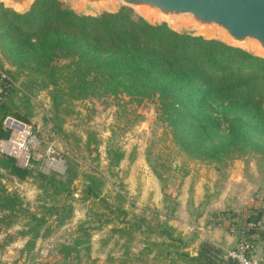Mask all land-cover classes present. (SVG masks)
I'll use <instances>...</instances> for the list:
<instances>
[{
	"label": "rangeland",
	"instance_id": "rangeland-1",
	"mask_svg": "<svg viewBox=\"0 0 264 264\" xmlns=\"http://www.w3.org/2000/svg\"><path fill=\"white\" fill-rule=\"evenodd\" d=\"M34 1L29 0V9ZM58 1L82 12L75 0ZM121 8H94L87 14ZM164 24L179 33L224 42L218 35ZM242 50L255 54L251 48ZM0 70L13 87L11 111L25 118L8 115L2 124L7 127L6 119H12L27 127L20 149L28 159L18 161V155L3 149L0 157L11 156L33 173L19 181L0 168V186L21 203L16 215L1 214L0 264H104L109 258L116 262L125 250L136 255L134 264H186L172 263L166 253L179 249L195 255L201 244L209 243L224 258L249 237L255 222L264 223V152L258 145L237 142L226 154L210 159L179 142L165 112L153 102L136 105L116 96L54 102L50 88L37 84L35 76L19 74L10 54L1 49ZM39 173L68 181L70 191L58 184L54 193L53 187L42 186ZM88 176L97 179L96 197L85 195ZM31 215L43 221L35 228V238L27 232ZM121 219H144L149 228L134 226L130 234H121L116 230ZM164 227L181 242L168 245L158 235ZM255 242L252 257L259 259L264 239ZM62 251L71 253L64 258Z\"/></svg>",
	"mask_w": 264,
	"mask_h": 264
},
{
	"label": "trees",
	"instance_id": "trees-1",
	"mask_svg": "<svg viewBox=\"0 0 264 264\" xmlns=\"http://www.w3.org/2000/svg\"><path fill=\"white\" fill-rule=\"evenodd\" d=\"M0 49L10 54L19 74L35 76L37 84L50 88L54 102L85 96H116L136 105L153 102L187 149L216 159L242 142L264 152V58L239 48L178 33L164 23L150 24L127 8L89 16L62 7L58 0H35L22 14L0 4ZM0 72V140H5L9 129L3 119L25 118L11 111L13 87ZM0 168L19 181L33 174L8 155H1ZM38 175L54 193L58 184L70 191L68 181ZM97 184L88 176L85 195L96 197ZM20 207L18 197L0 186V217L16 215ZM29 221L27 232L35 238L43 221L34 215ZM120 225L116 230L126 235L134 226L149 228L144 219H121ZM158 235L171 246L181 242L165 227ZM62 253L66 258L71 251ZM166 254L172 263L238 264L218 257L209 243L201 244L195 255L179 249ZM135 257L125 250L116 262L109 258L104 264H132Z\"/></svg>",
	"mask_w": 264,
	"mask_h": 264
},
{
	"label": "water",
	"instance_id": "water-1",
	"mask_svg": "<svg viewBox=\"0 0 264 264\" xmlns=\"http://www.w3.org/2000/svg\"><path fill=\"white\" fill-rule=\"evenodd\" d=\"M1 2L5 8L17 13L22 14L29 10V0ZM75 2L82 10L78 14L82 15H89L87 13L94 8L106 9L120 4L138 13V17L145 21H147L145 18H150L161 22L155 24L170 22L190 28L200 35H218L224 40L221 42L228 46L239 49L251 48L255 51V54H251L264 58V0H75Z\"/></svg>",
	"mask_w": 264,
	"mask_h": 264
},
{
	"label": "built area",
	"instance_id": "built-area-1",
	"mask_svg": "<svg viewBox=\"0 0 264 264\" xmlns=\"http://www.w3.org/2000/svg\"><path fill=\"white\" fill-rule=\"evenodd\" d=\"M2 76H3V74L0 72V77H2ZM5 122L7 124V128L9 129L10 133H9V137L6 141L0 140V144L1 143H8L13 139V135L15 133V129H14L15 126H14L13 122L22 125V127L25 128V130H26L25 134L27 135V133H28L27 127L24 124H22L18 121L12 120V119H6ZM24 139L25 138H23V141H24ZM0 149H3V148H0ZM24 153L26 154L24 161H21L19 159V157L16 156L17 159H19L18 161H21V162L27 161L28 154L26 152H24ZM8 154L13 155L10 152H8ZM13 156H15V155H13ZM48 162H52V161L49 160ZM251 228H253L254 231L253 230L249 231L250 232L249 237L247 239L243 240V242L239 246L240 249L237 247V249L234 252L229 253L226 257H230L232 259H235L238 264H264V248L262 250V255L259 259H255L252 257V249H251L253 247L254 243H256L255 242L256 240H258L259 238L264 239V223L255 222V224Z\"/></svg>",
	"mask_w": 264,
	"mask_h": 264
},
{
	"label": "bare ground",
	"instance_id": "bare-ground-1",
	"mask_svg": "<svg viewBox=\"0 0 264 264\" xmlns=\"http://www.w3.org/2000/svg\"><path fill=\"white\" fill-rule=\"evenodd\" d=\"M14 123L15 126V133L13 135V139L8 143H1L0 148H3L4 150L12 153L13 155H18L17 157H20L19 159L21 161H24L26 154L20 149L23 134L25 132V129L18 123ZM15 155V156H16ZM53 163V162H50Z\"/></svg>",
	"mask_w": 264,
	"mask_h": 264
}]
</instances>
